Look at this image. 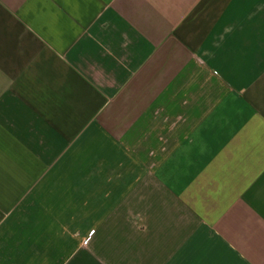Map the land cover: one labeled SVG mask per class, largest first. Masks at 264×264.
Wrapping results in <instances>:
<instances>
[{"label":"crops","instance_id":"crops-1","mask_svg":"<svg viewBox=\"0 0 264 264\" xmlns=\"http://www.w3.org/2000/svg\"><path fill=\"white\" fill-rule=\"evenodd\" d=\"M0 264H264V0H0Z\"/></svg>","mask_w":264,"mask_h":264}]
</instances>
